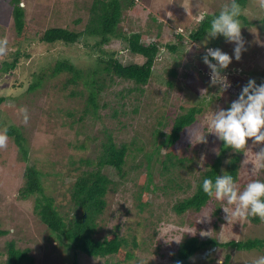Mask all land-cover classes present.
<instances>
[{
	"label": "rangeland",
	"instance_id": "374dc122",
	"mask_svg": "<svg viewBox=\"0 0 264 264\" xmlns=\"http://www.w3.org/2000/svg\"><path fill=\"white\" fill-rule=\"evenodd\" d=\"M134 1L135 6L124 11L120 30L125 35L140 33L143 42L146 43L159 42L163 51L155 66L153 80L145 87L146 93L152 96L158 95L155 97L161 102V110L168 111L171 117L178 116L182 111L186 112L194 106L203 110L202 114H199L198 122L186 132L187 137L183 139L184 144L179 149V152L184 155L185 150L188 149V153L194 159L193 169H196L192 175L196 174L201 178L206 170V165L213 161L212 159L220 149V140L210 133L209 128L213 110L221 107L227 108L231 101L238 97L242 87L250 78L254 79L257 84L264 83V6L261 5V0H248L247 5L243 9L241 8V15L250 23L245 25L240 20L241 34L246 50L242 53L239 61L233 58L229 67L222 70V74L227 75L231 86L223 93H219V86L211 85L210 69L202 59L206 50L203 41L207 36L200 42H196L192 39L191 34L198 29L204 17L213 16L215 12H219L229 5L230 0ZM10 2L11 0H0V30L3 27L6 31V39L13 42L16 31ZM92 4L93 0H21V7L26 11V23L33 30L35 28L45 30L50 27H62L83 32L91 18ZM177 34H181V39H177ZM35 38H30L28 41L30 47L27 53L30 57L23 60L21 69L14 71L15 73H0V96H6V101L0 107L2 124L0 135L6 136L5 142L0 145V227L9 231L7 235L0 236V264L6 263L8 260L7 244L10 242H15L17 248L21 250L27 249L28 256L33 259L32 264H108L101 259H92L87 256L77 257L78 255L74 254L72 249L66 250L63 246L53 248L51 242L48 241V229L34 214L35 197L27 201L17 199L25 168L22 159L18 158V150L13 139L5 132L7 126L27 128L31 143L29 146L30 164L36 165L42 172L41 179H45L47 186L51 188L46 190L49 194H55L52 190L55 185H59L61 189L66 186L64 183L62 186L60 185L61 181L58 176L67 181L68 175L73 177L79 175L75 172L70 174L73 170L71 160L80 161L88 158L93 147L101 145L103 139V137L99 138L98 142L88 139V137L95 136L94 133L98 128H101L100 124L97 126L92 122L96 130L94 131L86 119L78 118L79 114L70 118L66 117L64 113L66 109H80L84 102L83 100L68 101L65 99V94L61 91L65 76L51 81L50 84L56 86L53 88V85H48V94H44L41 89L27 92L34 73H38L40 70L39 64L42 63L39 62L40 57L47 60V56L50 55L47 51H53L57 55L56 50L58 49V56L63 55L77 67L85 70L93 68L96 60L89 45H94L95 40L84 37L78 44H61L56 49L54 46L48 48L38 42H33ZM24 43L19 44L25 45ZM171 44L178 45L180 53L171 54L170 51L168 52L166 47ZM18 47L15 50L9 48V53L12 50L13 53H16ZM207 47L220 48L231 55L234 44L226 41L225 38L217 37L211 39ZM103 48L108 52L117 51L121 62L126 65L144 62V58L132 56L122 41L112 39ZM179 54H181L180 59ZM169 65L171 67L178 66L177 77L173 79L174 85L171 89L165 85V82L171 79L166 73ZM15 78L20 82L24 81L26 88L23 90L19 87V91L13 93L14 95L11 94L12 97L7 96L8 87L16 80ZM117 87L118 85L115 84L114 88ZM202 89L208 91L203 96ZM22 90L26 93H22ZM123 90H125L124 86ZM152 96L144 97L135 103L140 106L142 101L148 100ZM99 101L103 104L102 100ZM140 108L143 112L146 111V114L149 112L142 105ZM121 109L122 107L120 113ZM60 110H64V112L60 114ZM115 113V111L111 112V109L105 104L98 111V115L100 114L104 121L108 120V127L111 128L113 125L110 122V115ZM120 117L125 120L122 114ZM120 117L118 115V118L112 121L118 120ZM74 119L75 122H72ZM79 120L81 122L76 123ZM139 120L141 121L138 117H131V123L135 125ZM71 122L75 123L74 128L70 127ZM142 124L143 127L139 125V128L146 133L148 122ZM136 126L138 127V125ZM125 135L131 137L127 132ZM146 135L149 137V133ZM204 139L205 141L202 142ZM262 147L264 145H255L251 140L244 147L245 151L242 157L246 161L241 164L240 180L237 183L240 188L253 179L264 180V167H259L255 158V152ZM234 151L236 150L233 149L230 153ZM130 163L129 161L128 167ZM254 165L256 168L253 173ZM143 170L145 171L144 168ZM157 171L156 167L154 177L159 180L160 174L156 173ZM104 173H110L113 180L121 183L117 191L109 192L108 211L103 217V222L108 224V229L116 224L117 227H120L121 234L127 238L129 245L125 246V249L133 254V259L128 264H174L173 258L180 245L186 238L193 236L199 237L201 241L216 240L221 244L232 240L245 242L258 239L264 241V220L256 222L248 217L239 220L233 219L228 223L223 210V207L226 206L225 201L213 199L202 212L189 213L180 217L172 213L167 205L168 199L162 194L159 195V192L157 197L154 193L147 192L144 187L141 195L142 187L138 184L144 178H137L135 173H130L128 180L124 181L117 172L111 171L109 168L105 169ZM192 175L183 179L182 190L176 194L177 199H185L195 191V185L189 190L186 186L188 177ZM139 195L141 199L138 200L141 203H148V206L143 209L139 207L140 202L136 199ZM219 209H221L220 212H218ZM152 228L159 233L156 236L155 243L157 244H148L145 249L141 237L146 232H150ZM102 236H106L104 231H102ZM134 236H137L142 244L138 249L134 248ZM227 255H232V261L236 264H251L255 257L264 255V247L251 251H237L229 247L208 246L196 254L192 264H222ZM113 261L115 263L119 261V258L115 257Z\"/></svg>",
	"mask_w": 264,
	"mask_h": 264
},
{
	"label": "trees",
	"instance_id": "16d2710c",
	"mask_svg": "<svg viewBox=\"0 0 264 264\" xmlns=\"http://www.w3.org/2000/svg\"><path fill=\"white\" fill-rule=\"evenodd\" d=\"M238 2L243 9L248 0H238ZM10 3L13 9L12 16L16 37L13 42H10L9 39H6L5 29L1 27V74L15 73L14 71L21 69L23 60L30 57L27 53L30 47V42H28L30 38L36 37V41L33 40V42H38V44L48 48L54 46L56 49L61 44H78L84 37L95 40L94 45H89L96 60L93 68L85 70L77 67L63 55L58 56V49L56 50L57 55L53 51H47L50 55L47 56V60L40 57L39 62H42L39 64L40 70L38 73H34L31 86L27 91L35 92L41 89L44 94H48V85H53L50 84L51 81L65 76L61 86L65 99L68 101L83 100L84 105L80 109L70 108V110L66 109L65 112L60 110V114L64 112L67 118L79 114L78 118L80 120L86 119L94 131L96 130L93 123L97 126L100 124L101 128L97 129V132L94 133L95 136L88 137V139L98 142L99 138L103 137L101 145L94 146L88 158L80 161L71 160L73 170L70 174L79 173L77 177L68 175L67 181H65L61 176H58L61 181L60 185L62 186L64 183L66 186L61 189L59 185H55L52 187L55 194L47 193L46 190L51 188L47 186L45 179H41L42 172L36 165L30 164L29 146L31 143L27 128L14 125L5 128L6 134L13 139L18 150V158L22 159L25 168L17 199L27 201L35 197L34 214L48 229V241L51 242L53 248L63 246L66 250L72 249L73 253L78 256L101 259L108 264H128L133 259V254L125 249L129 243L127 238L121 234L120 227L114 224L108 229V224L103 222V217L108 211L109 192L111 190L117 191L119 184H121L119 181L113 180L110 173H104L107 168L117 172L124 181L128 180L130 173H135L137 178H144L138 184L142 187L141 195L144 187H146L147 192H152L157 197L159 192V195L162 194L168 199L167 205L172 213L180 217L189 213L202 212L214 199L202 190V181L205 177L214 179L217 174H223V169L231 173L238 183L242 156L245 150L242 148L230 153L233 149L221 140L220 149L212 159L213 161L206 165L202 177L199 178L196 174L192 175L196 170L192 166L194 159L188 153V149L185 150V155L181 154L179 149L184 144L183 139L187 137L186 132L198 122L199 114L201 115L203 110L194 106L186 112L182 111L178 116L171 117L168 111L161 110V102L155 97L158 95L152 96L146 93L145 87L153 80L155 66L163 51L159 42L146 43L143 42L140 33L125 35L120 30L124 11L135 6L134 0H93L90 8L91 18L83 32L62 27H50L45 30L35 28L33 30L26 23V11L21 7V0H11ZM218 13L215 12L213 16L204 17L198 29L191 34L194 41L200 42L207 36L206 31L210 26V21ZM239 19L245 25L250 24L242 15ZM176 37L181 39V34H177ZM219 37L224 38L223 36ZM112 39L122 41L132 56H140L144 58V62L128 65L121 62L117 51L108 52L103 48ZM2 41L3 44L1 45ZM21 42H25V45L19 44ZM19 45L21 47H18ZM17 47L16 53H13L12 49L9 53V48L15 50ZM166 48L171 54L180 53L179 46L176 44L167 45ZM180 58L181 54H179ZM166 73L171 79L167 80L165 85L171 89L174 85L172 81L177 77L178 66L173 65L171 67L169 65ZM15 79L8 87L7 96L19 91V87L23 90L26 88L24 81L20 82L19 79ZM115 84L118 85L117 88H114ZM54 86L56 85H53V88ZM123 86L125 90H123ZM23 90L22 93L25 94L26 92ZM148 96L152 97L141 103L147 111L149 110L146 114V111L143 112L140 108L141 105L137 106L135 102ZM5 97L4 95L0 96V107L6 101ZM99 100H102L103 104L111 109V112H116L110 115L113 128L108 127L106 118L105 121L107 122L100 114L98 115V111L103 106ZM120 106L122 107L121 113L119 112ZM120 114L125 117V120L121 119ZM118 115L120 119L112 121L117 119ZM131 117L141 119L136 124L138 127L131 123ZM80 120L76 123H80ZM65 122L64 124H66ZM72 122H75V119ZM72 122L70 127L74 128L75 123ZM142 123L147 124L146 133L139 128V125L143 127ZM0 127H2L1 121ZM125 132L129 133L131 137H127ZM147 133H149V137L146 135ZM129 161L131 163L128 167ZM126 166L129 170L126 169ZM156 167L158 168L156 173L160 174L159 180L154 177ZM188 175L192 176L187 179V190L195 185V191L185 199H177V192L182 190L181 183ZM136 199H141V196H137ZM138 201L141 209L148 206V203ZM220 211L221 209L218 210V212ZM251 218L256 222L261 220L259 217ZM102 231L106 233L105 237L102 236ZM8 233V230H3L0 227V236ZM158 234V231L152 228L150 232H146L141 237L145 249L148 244H157L155 242ZM139 240L137 236L133 237L134 248L138 249L142 246ZM208 246L251 251L262 249L264 241L258 239L245 242L232 240L221 244L216 240L201 241L199 237H189L180 245L173 258L174 264H192L196 254ZM7 255L8 260L3 264L33 263V259L28 256V250L17 248L15 242L7 244ZM115 257L119 258V261L114 263ZM222 264L236 263L232 261V255H227Z\"/></svg>",
	"mask_w": 264,
	"mask_h": 264
},
{
	"label": "clouds",
	"instance_id": "9594fccd",
	"mask_svg": "<svg viewBox=\"0 0 264 264\" xmlns=\"http://www.w3.org/2000/svg\"><path fill=\"white\" fill-rule=\"evenodd\" d=\"M261 5L264 6V0H261ZM240 15L241 5L238 0H231L229 5L211 19L206 31L207 38L203 41L206 49L202 57L203 63L210 69V83L219 86V93H223L231 86L222 70L229 67L233 58L239 61L246 50L241 34ZM219 36L234 44L231 55L220 48L207 47L211 39ZM201 91L202 96L208 92L207 89ZM209 128L210 133L234 150L244 148L249 140L255 145H264V83L257 84L254 79H250L227 108L213 110ZM5 140L6 136L0 135V145ZM255 158L257 165L264 167V147L255 152ZM245 161L246 159L242 164ZM255 168L256 165L252 167L253 173ZM222 173L217 174L214 179L205 177L202 181V190L210 198L226 202V206L223 207L226 213L225 220L228 223L233 219L248 217H259L264 220V180L253 179L240 188L231 173L223 169ZM251 264H264V255L255 257Z\"/></svg>",
	"mask_w": 264,
	"mask_h": 264
}]
</instances>
